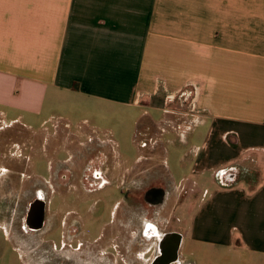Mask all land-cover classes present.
Returning <instances> with one entry per match:
<instances>
[{
	"label": "crops",
	"instance_id": "1",
	"mask_svg": "<svg viewBox=\"0 0 264 264\" xmlns=\"http://www.w3.org/2000/svg\"><path fill=\"white\" fill-rule=\"evenodd\" d=\"M124 106L147 117L129 180L160 187L148 220L176 235L178 258L189 239L190 254L264 264V0H0V122L46 136L45 119L54 133L72 110ZM153 124L181 146L153 141ZM197 196L185 234L163 225Z\"/></svg>",
	"mask_w": 264,
	"mask_h": 264
},
{
	"label": "rangeland",
	"instance_id": "2",
	"mask_svg": "<svg viewBox=\"0 0 264 264\" xmlns=\"http://www.w3.org/2000/svg\"><path fill=\"white\" fill-rule=\"evenodd\" d=\"M141 105L148 108L147 111L154 118L165 116L161 103L157 105L159 106L157 110L149 108L151 105L149 103H141ZM71 112L69 114V127L72 129L64 127V123L61 122L56 131L52 133L51 121L45 119L46 130L49 133L46 136H44V132L31 135L24 132L18 124L8 125V123L0 122L2 128L0 129V143L7 142L6 144L11 147L12 152L17 150L13 143L20 144L22 141L29 140L30 137L35 142L31 148L22 147L21 157H12L10 172L3 171L0 173V192L3 190V185L7 183L12 191L24 184L32 187L40 186V184L52 186L53 180L57 176L54 174L61 171L63 173L61 174L62 178L66 176L61 181L66 180L67 182L65 181V184L62 182L59 187L57 186L56 191H52L51 188L45 191L46 213L52 221L54 219L58 221L59 229L65 228L68 222L73 220L81 223L82 228L81 225L76 226L75 235L73 233L70 235L74 238L71 247L77 251L75 253L86 259L88 258V252L104 245L103 241L120 239L124 243L123 258L126 263L134 257L132 256L134 252L141 256V260L146 259L151 254V251H149L150 246H154L156 242L152 238H142L137 243L131 239H133V234L142 228V220L147 216L153 218L154 213L152 208L145 209L144 205L140 204L143 209L141 210L132 203L129 194H127L131 183L127 184V181L134 174L131 161L137 154L135 144L140 140L139 130H143L147 125V117L138 123L140 126L136 125L140 111L139 108L132 106L111 107L101 112L98 109L95 110V107H92L91 110L85 108L84 110H72ZM83 119L86 121H83ZM41 122L42 120L38 119L35 124L40 126ZM151 126L149 134L153 141L157 139L172 140L171 142H176L181 146L179 142L181 136L179 134L177 135L169 128L166 132L160 133L161 129L156 124ZM44 138L47 141H44ZM79 141L82 143L80 144ZM199 141L193 139L192 142ZM145 143L150 144L149 141ZM117 158L118 160H116ZM102 160H104L103 163L108 162L101 166L106 174H109L106 172L107 166L114 169L111 176L108 175L109 178L116 176L115 168L119 162L123 164V167L131 168L130 173L122 176L123 179L119 176L118 179L112 180L108 186L99 191L88 193L84 190L81 182L83 175L90 167V163L91 165L98 164L100 166ZM159 174L155 173L152 176H158ZM146 178L147 180L150 179V174L147 173ZM24 198V195H15L14 191L13 194L10 192V194L0 195V264H62V261L43 260V254L40 250L32 248L29 244L22 245L15 241V227L18 225L17 215L22 210ZM198 198V196L192 197L187 205L182 206L178 216L183 218L182 221L170 219L165 221L163 225L166 224L167 228L181 227L183 234H185L186 227L193 218ZM173 199L172 197L170 201ZM17 203L18 214H16L15 208ZM181 204L179 203V205ZM10 205L14 207L12 225L4 220L6 217L5 209ZM186 206L188 212L184 210ZM160 222H163V220ZM224 226L227 228L228 223ZM50 237L55 240V243L52 242L55 244V246H52V251L55 253L61 252L62 247L59 238L62 235H60V231L53 233ZM135 237L138 239L137 234ZM138 242H140V245ZM188 244H190V240L186 239L179 251V260L183 259L185 262L183 264H251L248 257L243 254L239 255V258L233 259L228 250L213 254L215 251L203 250L198 247L195 248L196 252L194 254H190L191 249ZM41 247L44 246L41 244ZM41 247L39 248L41 249ZM108 252H112L114 255L116 246L110 244ZM116 259L114 258V264L122 262L120 259L115 261ZM133 259L137 260L136 257Z\"/></svg>",
	"mask_w": 264,
	"mask_h": 264
},
{
	"label": "flooded vegetation",
	"instance_id": "3",
	"mask_svg": "<svg viewBox=\"0 0 264 264\" xmlns=\"http://www.w3.org/2000/svg\"><path fill=\"white\" fill-rule=\"evenodd\" d=\"M179 101L181 102V100ZM0 129H2L1 126ZM6 143L7 142L0 143V173L3 171L10 172L12 157H21L22 147L27 148V143L24 141H22L20 144L13 143V145L17 147V150L12 152L11 147L7 146ZM103 162L104 160H102L100 166L98 164L91 165L90 163V167L83 175L81 182L84 190L88 193L99 191L100 189L108 186L112 180L119 178L117 176L109 178L114 169L110 168V166H107L106 172L109 174H106L102 170L101 166L107 164L108 162ZM61 174H63L61 171H57L54 174L57 176L53 180L52 186H44L43 184H40V186L32 187L24 184L13 189L15 195L25 196L23 199L22 210L19 212V215H17L18 225L15 227L16 238H14L17 243H21L22 245L29 244L32 248L40 250L41 254H43V260L49 259L51 261L57 262L62 261V264H114V258H117L115 261H119L118 259L122 261L119 264H183L178 258V239L176 235L158 230L154 222L148 220V216L142 220V228L139 229L138 232L134 233L133 239H131L137 243V241H140L139 239H151L155 237L153 240L156 243L154 246H150L149 248L151 254L146 251V253L149 254L146 259L140 260V256L134 252L132 256H134L133 258L136 257L137 260L135 261V259L132 258L126 263V260L124 261L123 258L124 243L120 239H116L117 241L115 239H107L106 241H103L104 245L94 251L88 252V258L86 259H84L78 253H75L77 251L73 250L71 247L74 238L70 235H72V233L74 234L75 230L77 229L76 226L79 227L81 223L79 221L73 220L68 222V225L65 228L59 229L57 224L58 221H55V219L52 221L49 217H47L46 213L47 201L45 200L44 193L50 188L52 191H56L57 186L59 187L62 182H64V184L67 182L66 180V182L61 181V179H65L66 177L63 176L62 178ZM129 183H131V187L128 190L126 189L127 194H129V199L132 200V203L137 208L143 210L142 207H140V204H143L145 209H154L156 205L161 202L162 192L159 186L152 183L148 184L144 181H140L139 179H137V181H127V184ZM13 191L7 183L6 185H3V190L0 192V195L10 194V192L13 194ZM15 208L16 214H18V203L16 204ZM13 213V205H10V207L7 206L5 209L6 217L4 220L9 224L13 223L14 221ZM57 231H60V235H62V237L59 238L62 251L55 253L52 251V246H55V244H53L55 243V240L50 236L53 233L55 234ZM136 234L138 239L135 237ZM46 236L49 237L47 238ZM138 243L140 245V242ZM41 244L44 247H41ZM110 244L116 246V252L114 255L112 252H108ZM121 244H123V246H121ZM39 247H41V249Z\"/></svg>",
	"mask_w": 264,
	"mask_h": 264
},
{
	"label": "water",
	"instance_id": "4",
	"mask_svg": "<svg viewBox=\"0 0 264 264\" xmlns=\"http://www.w3.org/2000/svg\"><path fill=\"white\" fill-rule=\"evenodd\" d=\"M221 178L227 182H233L236 178V172L232 171L231 168L221 173ZM179 245V243H178Z\"/></svg>",
	"mask_w": 264,
	"mask_h": 264
}]
</instances>
